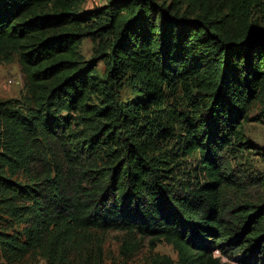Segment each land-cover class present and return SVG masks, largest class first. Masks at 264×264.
<instances>
[{
  "label": "trees",
  "instance_id": "trees-1",
  "mask_svg": "<svg viewBox=\"0 0 264 264\" xmlns=\"http://www.w3.org/2000/svg\"><path fill=\"white\" fill-rule=\"evenodd\" d=\"M77 5L0 0V54H16L28 93L0 100V264H102L110 232L130 257L146 239L177 253L150 264H264V196L250 194L264 177L243 163L264 157L245 135L264 0Z\"/></svg>",
  "mask_w": 264,
  "mask_h": 264
},
{
  "label": "rangeland",
  "instance_id": "rangeland-1",
  "mask_svg": "<svg viewBox=\"0 0 264 264\" xmlns=\"http://www.w3.org/2000/svg\"><path fill=\"white\" fill-rule=\"evenodd\" d=\"M109 0H78V11L83 12L93 8H99L106 6ZM80 51L84 60H91L94 56V42L91 39H84ZM106 69L104 63L98 64L99 74L102 76ZM124 90L118 94V99L126 106L134 99L132 90L126 86ZM28 96L27 89L24 85L23 76L21 73V67L18 63L16 54H10L7 57H3L0 54V100L14 99L20 104L24 103L25 97ZM264 111V92L260 95L258 100L252 105L249 122L245 125V135L252 145L258 148L253 150L254 152L262 153L264 155V120L260 118ZM28 113V111H25ZM90 133L91 136L97 134L89 128L87 124L81 123L78 125V132ZM195 164V162H192ZM243 163L247 167H251L255 175L264 177V157L258 154H246L243 157ZM233 164V163H232ZM235 166V164H233ZM241 168H244L241 167ZM250 194L257 200L259 197L264 196L263 188H252ZM122 234L118 232H110L107 236V241L104 245V258L102 264H150L151 256L156 254L165 255L171 257L174 261L178 260L177 253L172 246L167 243H160L155 249H151L150 239H146L141 242V247L138 253H135L132 257L124 254L122 250ZM216 256H221L216 252ZM223 261L227 264H241L238 259L241 257L229 259L226 256L223 257ZM246 262L248 261L245 258ZM243 260V261H245ZM249 262H251L249 260ZM245 263V262H244ZM23 264H46V261L41 258H26ZM78 264V263H77Z\"/></svg>",
  "mask_w": 264,
  "mask_h": 264
}]
</instances>
